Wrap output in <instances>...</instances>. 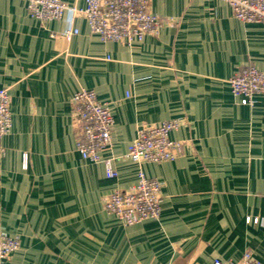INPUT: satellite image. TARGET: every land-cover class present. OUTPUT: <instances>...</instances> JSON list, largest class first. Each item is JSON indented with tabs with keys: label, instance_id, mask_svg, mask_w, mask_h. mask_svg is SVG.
<instances>
[{
	"label": "crops",
	"instance_id": "obj_1",
	"mask_svg": "<svg viewBox=\"0 0 264 264\" xmlns=\"http://www.w3.org/2000/svg\"><path fill=\"white\" fill-rule=\"evenodd\" d=\"M64 1L71 10L41 24L29 0H0V88L13 119L0 140V231L21 242L0 264H213L247 252L264 264V95L242 105L228 83L249 64L264 74V24L238 21L224 0H151L157 36L104 43L86 0ZM81 89L112 109L104 158H116L117 178L76 150ZM169 120L180 122L179 158H123L139 127ZM140 169L162 183V213L126 227L104 206Z\"/></svg>",
	"mask_w": 264,
	"mask_h": 264
},
{
	"label": "built area",
	"instance_id": "obj_2",
	"mask_svg": "<svg viewBox=\"0 0 264 264\" xmlns=\"http://www.w3.org/2000/svg\"><path fill=\"white\" fill-rule=\"evenodd\" d=\"M235 19L246 24H264V0H224ZM64 0H29L28 14L41 24L62 19L68 11ZM75 11V9L73 10ZM92 33L104 43L131 44L147 36H157L163 26L162 19L151 11V0H86L82 11ZM78 30L65 31L61 36L70 41ZM231 92L242 105L253 106L255 97L264 95V74L254 65L241 68L228 81ZM9 89L0 88V140L10 134L12 113ZM72 120L77 128L76 150L82 159L103 163L108 178H117L113 167L116 158L105 159L113 148L114 116L109 104L98 100L93 90L81 89L72 98ZM180 127L177 120L158 125H142L123 157L138 164H162L175 161L183 150V142L171 139V133ZM24 155V166H27ZM119 159V158H118ZM138 183L127 190L115 191L105 203V211L121 225L132 226L161 217L162 183L148 178L140 169ZM255 223L258 219L254 220ZM19 237L0 231V260H5L20 249ZM213 264H263L253 253L247 252L238 261L216 259Z\"/></svg>",
	"mask_w": 264,
	"mask_h": 264
}]
</instances>
